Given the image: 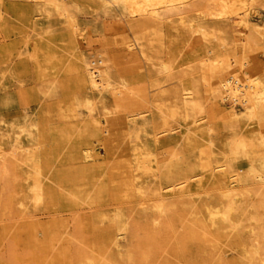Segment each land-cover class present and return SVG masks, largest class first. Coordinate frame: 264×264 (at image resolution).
<instances>
[{
	"label": "bare ground",
	"instance_id": "bare-ground-1",
	"mask_svg": "<svg viewBox=\"0 0 264 264\" xmlns=\"http://www.w3.org/2000/svg\"><path fill=\"white\" fill-rule=\"evenodd\" d=\"M13 1L0 0L1 17ZM21 1L47 22L33 31L39 36V96L51 103L49 116L56 110L69 124L86 109L99 124L88 132L121 129L125 138L137 132V143L127 145L145 170L151 158L159 161L162 142L190 122L166 152L167 171L160 163L155 190L138 189L132 209L146 224L128 223L112 241L95 243L89 232L98 218L88 227L77 214L93 209L92 190L70 192L54 181L48 159H35L45 135L32 114L9 150L0 142V222L24 217L21 208L28 204L75 215L45 228L41 240L31 227L20 255V235L14 236L0 258L6 264H264V22L258 20L264 0ZM84 1L100 7L97 31L114 36L90 54L82 51L85 29L78 21ZM55 21L66 27L67 38L55 34ZM80 150L85 164L97 161L93 147ZM122 239L127 245L113 262L106 253ZM94 245L106 250L95 252Z\"/></svg>",
	"mask_w": 264,
	"mask_h": 264
},
{
	"label": "rangeland",
	"instance_id": "rangeland-1",
	"mask_svg": "<svg viewBox=\"0 0 264 264\" xmlns=\"http://www.w3.org/2000/svg\"><path fill=\"white\" fill-rule=\"evenodd\" d=\"M82 5L84 11L78 16V21L85 29V37L81 40L82 51L90 54L100 48L102 40L101 43L108 46L114 36L104 34L105 31L100 28H98L100 31L98 32L95 28L97 26L96 16L100 11L97 2L84 1ZM4 10L6 13L3 17L0 16V41H2L0 42V142L3 147L7 148L6 150L12 147L19 127L28 117L34 114V119H41L45 135V142L39 148H34L35 159H39V155L43 161L48 159L49 165L53 167L52 178L55 182L63 181L62 183L70 192L75 191L81 194L92 190L91 200H96L91 204L93 209L77 213L78 215H84L88 227L91 225L92 218H98L96 224L90 227L89 234L92 241L99 243L105 238L112 241L121 230L127 227L128 223L136 226L141 222L140 224L145 225V218H143V221L142 218H139L140 213L132 209L136 196L140 191L138 189L147 190L148 193L155 190L161 182L160 163L161 166H165L163 167L164 171H167L168 166H170V163L167 164L170 161L167 153L175 145V142L180 139L182 132L186 130L190 121L186 123L183 121L184 126L182 129L171 134L168 143L165 140L162 142L156 151L157 159H159V161H156L159 163L153 157L151 158L153 159L152 162L147 166L149 170H145L139 168L132 147L130 148L127 145L128 142L131 146L137 143L135 140L137 132L131 131L132 133L127 138H125V130L121 129L116 130L111 135L104 134L97 129L88 132L86 130L88 126H98L99 124L92 121L86 109L81 110L82 118L80 121H71L69 124H66L59 115H56L58 113L56 110L52 117L49 116V105L51 103L41 101L39 96V36L33 31V29L39 30V21L41 27L47 26V22L44 18L35 17L36 13L31 8L28 9V4L25 1L14 0L8 2L4 6ZM259 17L260 19H257L264 22V10ZM54 23L57 26L55 34L65 35L64 37H66V27L56 21ZM185 36V34L179 36L183 44H185ZM74 92L71 99L76 96ZM228 105L231 106V103L228 102ZM96 119L102 120V117L97 115ZM129 126L126 125L127 130ZM69 127L72 128L71 132L74 136L71 144L67 145L64 138L65 131ZM145 140L146 138H143V141ZM199 140L203 141L201 138ZM26 145L24 144V146ZM87 146L93 147L94 153L98 157L97 161L92 164H85L83 153L80 150L81 147ZM167 159L169 160L167 161ZM42 166L45 167L44 164ZM97 180L99 181L96 187L92 188ZM8 209L12 211L14 207H8ZM21 211L25 212L24 217L19 218L21 221L17 218V220L5 218L3 222H0V255H7L9 241L14 236L20 235L21 242L15 248L20 255L24 245L30 240L29 230L33 229L31 227L36 225L34 229L37 234H34L39 235L38 238L41 240L43 238L41 233L45 228L61 220L70 221L75 215V212H69L64 208L60 209L49 204L41 206L28 204L26 207L21 208ZM26 213L28 215L25 216ZM9 230L10 233L5 235V232ZM119 242L117 245L114 243L110 251L106 253V256L111 258L113 262L117 261L118 251L124 249L127 245L123 239ZM97 246H95V252L100 250L102 253L106 250ZM59 248L61 249V247ZM6 261L7 258L6 260L0 258V264H6Z\"/></svg>",
	"mask_w": 264,
	"mask_h": 264
}]
</instances>
